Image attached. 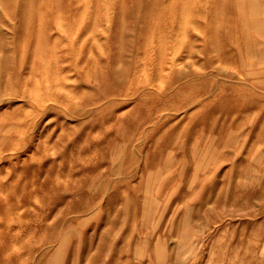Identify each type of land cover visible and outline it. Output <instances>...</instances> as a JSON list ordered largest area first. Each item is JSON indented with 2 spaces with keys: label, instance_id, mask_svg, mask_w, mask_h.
<instances>
[{
  "label": "rangeland",
  "instance_id": "rangeland-1",
  "mask_svg": "<svg viewBox=\"0 0 264 264\" xmlns=\"http://www.w3.org/2000/svg\"><path fill=\"white\" fill-rule=\"evenodd\" d=\"M0 264H264V0H0Z\"/></svg>",
  "mask_w": 264,
  "mask_h": 264
}]
</instances>
